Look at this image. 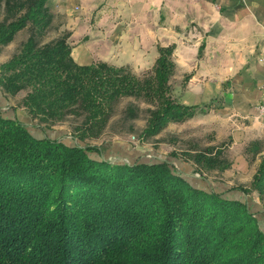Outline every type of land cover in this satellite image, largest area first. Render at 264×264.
Here are the masks:
<instances>
[{
  "label": "trees",
  "instance_id": "1",
  "mask_svg": "<svg viewBox=\"0 0 264 264\" xmlns=\"http://www.w3.org/2000/svg\"><path fill=\"white\" fill-rule=\"evenodd\" d=\"M47 2L0 0V52L30 31L0 64V90L7 99L26 90L22 106L44 129L71 114L81 122L70 143L35 135L0 106V264H264V229L243 198L197 185L169 160L117 162L98 145L79 143L98 137L126 97L148 105L143 141L223 101L189 105L174 96V45L159 46L154 66L141 74L77 63L69 33L46 40ZM230 143L196 151L195 171L231 167ZM262 147L252 140L245 153ZM230 189L263 197L264 155L251 184Z\"/></svg>",
  "mask_w": 264,
  "mask_h": 264
},
{
  "label": "crops",
  "instance_id": "2",
  "mask_svg": "<svg viewBox=\"0 0 264 264\" xmlns=\"http://www.w3.org/2000/svg\"><path fill=\"white\" fill-rule=\"evenodd\" d=\"M47 5L53 22L46 40L69 33L79 64L104 61L141 74L154 66L159 46L174 45V96L189 105L217 100L223 105L172 128H206L219 140L229 136L232 167H248L244 147L264 138V0H48ZM184 166L197 179L193 166ZM228 189L221 191L247 201L240 190Z\"/></svg>",
  "mask_w": 264,
  "mask_h": 264
},
{
  "label": "rangeland",
  "instance_id": "3",
  "mask_svg": "<svg viewBox=\"0 0 264 264\" xmlns=\"http://www.w3.org/2000/svg\"><path fill=\"white\" fill-rule=\"evenodd\" d=\"M29 34V29L25 28L18 32L15 39L10 44L3 47L0 52V64L19 51L22 43L28 38ZM25 94L26 90H21L17 95L10 96L9 99H7L0 90V106L4 113L6 115L19 117L27 122L30 125L31 131L37 136L48 134L52 137H59L72 143L74 141V129L76 125L81 122V118L71 114L66 120L55 124L49 129L39 127L35 124L36 122L28 116L22 106V99ZM129 106L135 109L136 116L133 114L130 115L128 111ZM147 107L148 105L141 100L130 97L123 98L119 102L114 116L110 119L102 133L98 137H89L84 141L79 140V143L82 145H98L101 148L103 157L117 162L158 159L174 161L173 164L183 170L184 175H187L186 173L188 171L184 172L187 166L184 165L186 163L192 166L195 165L191 155H194L196 151L209 145H217L223 141H229L230 139L229 136H226L225 139L219 140L215 132L208 131L206 128H195L192 130L188 128H172L171 125L174 124L172 123L159 134L143 141L141 132L147 124L149 115ZM176 123L180 124L181 122ZM229 146H227L226 156L230 159L229 155L231 152L229 153ZM262 146L264 149V138H262ZM245 147L243 150L244 153ZM94 155L100 154L94 153ZM263 155L264 152L255 155L252 153L246 154L248 167L244 170L231 166L224 171L204 169L197 172L193 167L194 170L190 173L198 177V180L209 189L212 188L221 191L227 190L229 187L228 190L231 191L232 189H230V187H238L240 185L249 186L251 184L253 178L252 174L254 170L257 169ZM189 177L192 179L190 175ZM206 179H208V181H206ZM196 180L192 181L195 183ZM232 193L231 191V194ZM241 195L247 197L249 207L252 211L255 210L257 212L260 225L264 229V196H260L257 191L251 193L242 192Z\"/></svg>",
  "mask_w": 264,
  "mask_h": 264
},
{
  "label": "built area",
  "instance_id": "4",
  "mask_svg": "<svg viewBox=\"0 0 264 264\" xmlns=\"http://www.w3.org/2000/svg\"><path fill=\"white\" fill-rule=\"evenodd\" d=\"M260 109H261V111L264 113V95H263V97H262V101H261V103H260Z\"/></svg>",
  "mask_w": 264,
  "mask_h": 264
}]
</instances>
